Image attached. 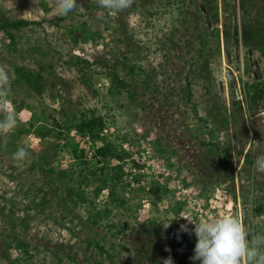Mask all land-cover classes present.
<instances>
[{"label": "rangeland", "instance_id": "rangeland-1", "mask_svg": "<svg viewBox=\"0 0 264 264\" xmlns=\"http://www.w3.org/2000/svg\"><path fill=\"white\" fill-rule=\"evenodd\" d=\"M207 1L217 6V20ZM248 1L249 13L250 4L243 0H131L113 14L100 0H76L64 14L58 0H0V12L8 19L36 23L15 32V44L0 34V70L9 76L0 87V113L14 112L13 67L40 64L49 109L63 110L58 117L72 119L82 107L95 108L108 122L102 136L118 144V136L127 135L122 147L130 153L122 163L127 205L111 213L112 228L91 233L82 210L69 217L72 222L61 219L52 205L42 213L33 210L38 175L26 161L37 158L42 144L33 134L25 136L20 146L27 147V155L13 157L1 145L15 128L0 131V264H164L169 258L173 264H193L195 225L224 215L236 218L255 242L252 227H264V217L251 213L256 201L264 203V172L255 167L264 156V100L255 109L247 87H264L259 49H264V0ZM250 19L261 23L254 30L261 46L243 42ZM84 33L96 39L74 44ZM202 39L207 47L199 58ZM95 60L114 66L128 81L127 67L140 68L129 86L132 95L110 94V82ZM188 75L197 115L182 99ZM16 117L25 124L30 113L23 110ZM73 131L69 136L88 148L89 159L92 141L83 145ZM48 161L57 170L74 163L67 152L51 153ZM156 185L164 189L160 202L150 193ZM106 199L104 190L96 200L98 209ZM12 233L30 244L29 257L7 249L6 236ZM104 237L100 242L107 254L87 248L88 240Z\"/></svg>", "mask_w": 264, "mask_h": 264}, {"label": "trees", "instance_id": "trees-1", "mask_svg": "<svg viewBox=\"0 0 264 264\" xmlns=\"http://www.w3.org/2000/svg\"><path fill=\"white\" fill-rule=\"evenodd\" d=\"M209 3V1H207ZM245 6L250 4L251 1L243 0ZM208 11L214 9V18L217 20L218 8L212 6V1L209 4H204ZM211 5V6H210ZM225 6L226 4L223 3ZM251 9L246 6V10ZM250 18V17H249ZM260 21L251 20L244 25L242 31V39L247 46H256L257 41L254 35V30L258 31ZM36 24L35 22H28L21 19L11 20L5 14L0 12V34L8 37L12 44H15V32L22 30L24 26ZM261 24V23H260ZM216 37L219 38V30L214 31ZM226 39H229V32L227 26L223 30ZM73 34H77L76 30ZM96 37L92 34L84 33L82 36L76 35L73 43H78L81 40L83 43L89 40H95ZM206 39L201 40V49L199 50V58L203 56L204 48L207 47ZM260 45V44H259ZM258 45V46H259ZM261 46V45H260ZM261 53L264 54V49L259 47ZM77 61L83 60L75 57ZM199 59H195L193 65H199ZM37 64V63H35ZM94 65H99V69L103 72L104 76L110 82L109 93L120 94L123 91L129 92L130 84L134 80L136 73L141 69H137L135 65L128 66L127 76H130V81L121 78L119 72L114 66L104 61H94ZM44 68L42 65L37 64L34 66L16 65L12 71V81L9 86L11 92V103L15 117L23 110L30 113V118L27 123L22 124L16 117V126L10 133L6 135L1 147L9 153V155L16 157L14 153L20 147L22 138L33 134L40 140L42 144V151L35 159H28L26 162L29 171L38 175V184L32 193V200L30 204L33 210H38L40 213L44 212L47 207L53 206L54 210L60 213L63 220L72 222L69 218L77 209L84 212V222L86 229L91 233L94 229L112 228L114 225L109 223V217L114 209L124 208L127 203L123 197L125 189L124 178L126 174L122 163L130 158V153L123 149V142L127 140V135L118 136L119 143L109 140L107 137L102 136L104 129L107 127L108 122L106 118L100 114L95 108L82 107L78 113H74L72 119H64L58 117L64 114L63 110L56 111L49 109L43 101L45 89ZM192 83L190 76H186L183 88V100L186 106H189L192 112L197 115V107L192 93ZM247 97L258 108V103L264 100V87L257 84L248 85ZM4 119V115L0 113V120ZM74 130L81 136H89L92 141L93 155L87 159L86 147H81L74 143L73 139L69 136V132ZM1 141V140H0ZM49 142H53L52 144ZM98 142V145L95 143ZM67 152L71 155L74 163L68 169L57 170L49 164V154L54 155ZM18 158V157H17ZM246 163H250L249 155L246 157ZM112 161L116 165H112ZM107 191V201L103 209H98L96 200L102 191ZM90 192L91 196L87 193ZM164 189L156 185L151 188L150 193L154 196L156 202H160L161 192ZM38 198L37 201H35ZM254 218L264 217V203L261 200L256 201L255 206L251 209ZM252 235L256 238L259 235H264V227L256 224L252 227ZM7 249L14 250L24 258L29 257L30 244L20 239L18 236H6ZM95 239L88 240L87 248L90 249L94 246L101 254H107L104 245ZM36 248V247H35ZM261 253H264V246H261ZM20 261H13V264H18Z\"/></svg>", "mask_w": 264, "mask_h": 264}, {"label": "clouds", "instance_id": "clouds-1", "mask_svg": "<svg viewBox=\"0 0 264 264\" xmlns=\"http://www.w3.org/2000/svg\"><path fill=\"white\" fill-rule=\"evenodd\" d=\"M131 0H100L101 7L113 10V14L130 6ZM76 0H58L57 7L67 14L76 7ZM9 76L0 70V87L7 85ZM16 117L13 113H5L0 121V131L12 130L16 125ZM27 147L20 146L14 155L18 158L27 155ZM257 171L264 172V156L257 158L255 162ZM193 224V223H192ZM165 228L169 226L163 225ZM187 231L186 226H181ZM194 234L197 242L192 256L193 264H264V253L259 250L264 246V235L255 238V242L249 240V234L244 225L236 218L224 215L211 222H201L195 225ZM164 264H173L171 258Z\"/></svg>", "mask_w": 264, "mask_h": 264}, {"label": "built area", "instance_id": "built-area-1", "mask_svg": "<svg viewBox=\"0 0 264 264\" xmlns=\"http://www.w3.org/2000/svg\"><path fill=\"white\" fill-rule=\"evenodd\" d=\"M104 133L106 132L107 133V131L106 130H104L103 131ZM75 137H78L79 138V141H82L83 142V145L84 144H90V138H89V136H81V135H79V134H77V132L76 131H73V133H72ZM88 157L90 158L92 155H93V153H91V152H88Z\"/></svg>", "mask_w": 264, "mask_h": 264}]
</instances>
